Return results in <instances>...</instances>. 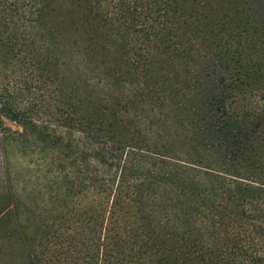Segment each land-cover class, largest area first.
<instances>
[{"label": "trees", "instance_id": "obj_1", "mask_svg": "<svg viewBox=\"0 0 264 264\" xmlns=\"http://www.w3.org/2000/svg\"><path fill=\"white\" fill-rule=\"evenodd\" d=\"M0 104L80 264H264V0H0Z\"/></svg>", "mask_w": 264, "mask_h": 264}, {"label": "rangeland", "instance_id": "obj_2", "mask_svg": "<svg viewBox=\"0 0 264 264\" xmlns=\"http://www.w3.org/2000/svg\"><path fill=\"white\" fill-rule=\"evenodd\" d=\"M74 76L76 77V74ZM2 120L8 130L22 131L21 126L5 115ZM30 158L29 156L25 157L20 148L14 147L10 151V161L14 165L12 186L15 195H17L15 197L16 203H11L9 201L11 186L6 178L7 161L3 149L0 147V244L6 243L5 240H11L10 238L14 237V242H11V251L3 259L2 264H29L28 256L16 237L18 232L14 222L15 216L16 218L18 216V222L30 247L32 248L33 245L37 254H44L46 262L80 264V262L86 261L90 263L89 247L88 256L81 257L78 253L80 250L78 235L75 240H71L73 236L72 229L65 230V232L61 231L64 229L63 221L65 217H62L59 211L54 214L49 211L52 206H58V201L51 200L50 194L47 192V183L43 179V175L46 173V164L31 162ZM74 194L73 191L66 197L69 201V210H72L73 205H75L76 198H73ZM60 212L65 211L60 209ZM39 226L41 230L38 229ZM55 231H57L56 234ZM58 231L61 236H57ZM85 232L87 235L84 240L89 243L93 237L92 227H87Z\"/></svg>", "mask_w": 264, "mask_h": 264}]
</instances>
